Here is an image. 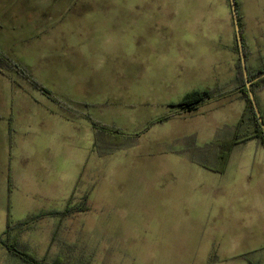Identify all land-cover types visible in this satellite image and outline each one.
<instances>
[{"label": "rangeland", "instance_id": "rangeland-1", "mask_svg": "<svg viewBox=\"0 0 264 264\" xmlns=\"http://www.w3.org/2000/svg\"><path fill=\"white\" fill-rule=\"evenodd\" d=\"M165 3L0 0V90L6 102L2 106L0 101V235L8 211L14 225L35 210L62 211L73 194L68 216H47L17 231L35 258H60L64 264H243L237 257L242 254L240 234L246 230L252 186L239 154L251 145L236 147L223 174L205 169L199 163L217 166L209 153L216 145L206 134L189 140L188 120L155 123L169 109L153 94L145 93L146 104L134 94V48L150 28L129 26L130 12L124 17L121 12L136 7L135 19L142 24L154 7ZM235 12L246 66L264 63V1L247 0L244 10L237 7ZM204 16V29L168 27L170 36L183 37L181 51L168 58L142 52V73L162 65L172 70L165 82L177 72L203 87L213 69L227 70L232 10H207ZM86 27L103 33L105 41L93 45L96 52L86 41ZM2 56L25 69L54 99L32 90ZM20 79L27 96L15 86L11 92L12 82ZM141 87L151 91L143 76ZM37 98L76 121L74 129L57 131L54 123L44 124V111L39 122L30 119L39 111ZM79 103L89 106L84 109L88 121L108 136L109 144L123 143L121 147L101 154L91 146L92 134L86 130L91 125L80 119L85 114ZM45 143L55 147L47 150ZM82 204L86 210L76 212ZM0 264L26 263L10 256L0 242Z\"/></svg>", "mask_w": 264, "mask_h": 264}, {"label": "crops", "instance_id": "crops-1", "mask_svg": "<svg viewBox=\"0 0 264 264\" xmlns=\"http://www.w3.org/2000/svg\"><path fill=\"white\" fill-rule=\"evenodd\" d=\"M234 1V0H233ZM237 3V7L239 10H244V6L246 5L247 0H235ZM264 1V0H262ZM166 6L163 7H154L152 11L149 13V19L142 23L140 19H135V11L139 12L136 7H130L133 9L123 10L122 17H124L123 13L130 12L127 15V23L131 27H140L148 26L150 28V33L147 37H143L140 41L137 42L136 47L134 48L133 57H137L138 68L133 72V79L134 81V94L146 104L145 93L153 94V97H156V101L160 103L163 107H167V113L164 117H168L161 122L155 121V123H162V122H169L172 120L181 119L183 121H187L190 123L189 125V132L187 133L186 137L189 140H193L194 138L203 137L202 135L206 134L207 139L212 142L213 145H216L213 149H209V153L213 155L214 160L217 162V158L222 151V145L228 144L231 139H233L236 135V126L238 121L240 120L245 103L241 98L240 93L238 92V83L236 79V62H237V55L235 52L236 48V34L233 19L231 17V47L225 48L228 54L232 57L230 58V67L225 71H211L209 73V78L207 79L208 84L206 86L200 87V84L197 86H193L188 81L184 80V73H182V79L179 73H173L175 75V79H172L169 82H165L163 78L167 77V75L172 70H165L162 65L157 67V71H148L143 72L141 70V62L140 58L142 55L148 54L151 57L152 53L159 54L160 56L163 55L166 58L172 57L173 55L179 53V44L183 41V37H173L170 36L169 32L167 31L168 27H175L176 25L189 27L191 25H196V27L203 28L206 25L204 13L208 11H215L231 12V5L230 0H166ZM104 12H108V8L103 9ZM236 10V9H235ZM205 11V12H204ZM109 12H116L114 10H109ZM193 12H196L194 16H191ZM204 12V13H203ZM179 15V19L176 17ZM189 17H196V21L188 20ZM211 17V14H210ZM87 36L86 41L90 46V50L94 51L93 45H98L100 41L103 40V33L100 30L93 29L90 31L87 27ZM95 35L96 37H93ZM141 35V31L139 32V36ZM89 36V37H88ZM203 40V39H202ZM96 49V47H95ZM142 52L146 53L143 54ZM247 70L254 73L264 67V63L254 64L252 63L251 66H246ZM143 78L149 83V88L151 91H143L141 87V80ZM198 77V76H197ZM264 77V76H261ZM199 82V81H198ZM197 82V83H198ZM13 87L11 86V92L15 90L14 86L19 88L17 91L20 93L25 94L27 96V91L24 90L22 85L26 86L23 83V80H17L16 82H12ZM4 86L1 85L0 89H3ZM32 90L37 91L36 89L32 88ZM201 90H209L217 93V95L207 101L200 103L195 109L187 111L181 110L175 106L186 94L193 92V91H201ZM4 90H0V101L3 103L2 106L6 105L5 100L1 98L4 94ZM38 94H41L42 97H47L43 93L37 91ZM87 93H91L90 90H86ZM160 93V94H158ZM254 98L258 107V110L264 119V83H261L254 89ZM40 96V95H38ZM150 99V96H148ZM48 98V97H47ZM46 100V99H45ZM82 100V99H81ZM155 100V99H154ZM37 105H39V111H33L31 113L30 119L34 122L37 119V122L42 120V111H44V115L48 116L44 118V124L47 122H52L56 125L57 131L61 129H74V126L77 125V122L70 121L67 119V115L61 114L58 109L53 110L49 106L50 104L45 102L41 103V99L37 98L34 100ZM82 113L85 114L80 118L83 122L87 125L86 130L91 131L92 134V144L91 146L94 148H98L102 152L101 154L105 153L107 148H119L122 146L123 143H112L109 144L108 136L105 135L103 132L98 131L97 126H93L88 120V108L89 106L84 104H78ZM51 118V119H50ZM53 119V120H52ZM160 119V120H161ZM22 122V121H21ZM89 122V123H88ZM23 123V122H22ZM35 124V123H33ZM104 127V126H103ZM103 127L101 130L103 131ZM90 129V130H89ZM188 129V128H187ZM185 130V133L187 132ZM224 131L223 133H221ZM252 127L245 123L241 127L239 134L241 136V140L236 143L230 150L229 156L226 161V166L228 163L233 162V154L236 147L242 145L250 144L251 148L248 150H243L240 154V162L243 163V167L247 172L249 179H250V187L252 186L251 190V200H250V211L247 217L246 223V230L240 234V242L242 247L240 248V257L243 264H264V146H262L256 139H245V137L251 135ZM39 135H36L38 142ZM45 135L48 137L51 135L47 130L45 131ZM48 139V138H47ZM46 149L53 148L55 145L52 143H45ZM98 145V146H97ZM113 145V146H112ZM97 146V147H96ZM207 149V147L205 148ZM218 163V162H217ZM205 169H208L212 172L217 174H223L225 172L224 167L222 172H216L213 168L210 169L204 163H199ZM210 167V166H209ZM241 167V166H240ZM238 167V168H240ZM9 191V186H8ZM73 199V194H71L70 198L68 199L67 205L63 207L65 209L67 206L70 208L71 201ZM86 207V206H80ZM8 208V206H7ZM62 209V210H63ZM72 209V208H70ZM77 210V209H76ZM86 210V208H85ZM84 210V211H85ZM61 210H49L44 211L35 210L34 213H31L30 216L23 218L17 221L14 225L12 230V235L17 236V241L20 247L27 251L26 243L23 245L21 243L20 235L18 234V230L21 228L23 231H26L30 228V226L37 221L42 220L43 218L50 216V217H57L56 212H60ZM9 212V211H8ZM7 212V213H8ZM82 212V211H76ZM7 218V217H6ZM22 220H27V223L23 225H19L18 223ZM59 223L56 226L58 227ZM16 229V230H15ZM55 229V230H56ZM6 230V228H5ZM4 230V231H5ZM4 231L1 233L4 235Z\"/></svg>", "mask_w": 264, "mask_h": 264}, {"label": "trees", "instance_id": "trees-1", "mask_svg": "<svg viewBox=\"0 0 264 264\" xmlns=\"http://www.w3.org/2000/svg\"><path fill=\"white\" fill-rule=\"evenodd\" d=\"M234 7L235 9L237 8V3L234 0ZM237 16V21H238V26H239V33H240V38H241V42H242V50H243V54H244V59L246 60L247 58V52H246V48H245V44L242 38V28L240 26L239 23V16L238 14H236ZM235 52L236 54L239 56L238 54V46H237V42H236V48H235ZM2 58L6 61L7 64H9V66L18 69L17 65L12 63L9 59H7L6 57ZM18 72L20 73V75L26 79L30 85H32V87L34 89H36L37 91L43 93L44 95H46L48 98L50 99H54L53 96L51 95V93L45 89L43 86H41L38 82L32 80L30 78V76L27 74V71L25 69H18ZM262 75H264V67H262V69L258 70L257 72H250L247 70V80L248 81H252L251 85H250V90L252 93H254V89L259 86L261 83H264V77H261ZM236 79H237V83H238V92L241 95L242 100L245 103V107H244V111L243 114L240 118V120L237 123L236 126V135L233 139H231V141L226 144V145H222V151L219 154L218 158H217V166L216 167H208L210 169H214L216 170V172H222L224 167L226 166V161L227 158L229 156V152L231 150V148L238 143L241 140V136L239 134V131L241 129V127L243 126V124L247 123L252 127V133L251 135L245 137V139H256L262 146H264V129H262L261 125L258 122V118L255 114V111L253 109V106L251 104V101L249 99L248 96V92H247V88L245 87V78L243 75V71H242V67H241V63H240V58L238 57V61L236 62ZM217 95V93L213 92V91H209V90H201V91H193L190 92L188 94H186L177 104H174L172 106H175L181 110H193L195 109L200 103L210 100L212 98H214ZM55 102L58 103V101L55 99ZM59 104V103H58ZM261 115V114H260ZM168 117H164L162 120L167 119ZM262 118V116H261ZM93 126H96L95 124H92ZM85 208L81 207L78 208L75 211H84ZM72 209H70L68 206L63 209L60 212H56L54 214L57 215H61V216H68L69 214H71ZM27 223V220H22L20 221L18 224L19 225H23ZM13 226L12 223L10 221V217H9V212L7 213V218H6V231L4 232L3 235V239L0 240L2 246L4 247V249L7 251V253L12 256L15 257L17 259H19L20 261L26 263V264H64L62 259H58L55 258L52 261H48L46 260V258H42V259H37L34 256L30 255L25 249H23L22 247H20V245L18 244L17 241V236L16 235H12V230H13Z\"/></svg>", "mask_w": 264, "mask_h": 264}, {"label": "water", "instance_id": "water-1", "mask_svg": "<svg viewBox=\"0 0 264 264\" xmlns=\"http://www.w3.org/2000/svg\"><path fill=\"white\" fill-rule=\"evenodd\" d=\"M230 5H231V10H232V18H233V23H234V28H235V34H236V42H237V46H238V54H239V58H240V63H241L243 75H244V78L246 81L245 87L247 88L248 96H249V99H250L251 104L253 106V109L255 111V114L258 118V122L261 125L262 129H264V120H262V118H261L260 112L258 110L256 101L254 98V95L250 90V85H251L252 81L247 80V69H246L244 54H243V50H242V42H241V38H240L238 21H237V16H236L233 0H230ZM262 76H264V75H262Z\"/></svg>", "mask_w": 264, "mask_h": 264}]
</instances>
